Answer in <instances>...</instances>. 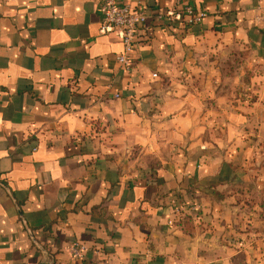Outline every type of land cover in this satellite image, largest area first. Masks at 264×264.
Listing matches in <instances>:
<instances>
[{
	"label": "crops",
	"instance_id": "1",
	"mask_svg": "<svg viewBox=\"0 0 264 264\" xmlns=\"http://www.w3.org/2000/svg\"><path fill=\"white\" fill-rule=\"evenodd\" d=\"M100 1L0 0V264H264V0Z\"/></svg>",
	"mask_w": 264,
	"mask_h": 264
},
{
	"label": "built area",
	"instance_id": "2",
	"mask_svg": "<svg viewBox=\"0 0 264 264\" xmlns=\"http://www.w3.org/2000/svg\"><path fill=\"white\" fill-rule=\"evenodd\" d=\"M256 10L253 22L261 28L264 34V7H258ZM98 13L100 15L99 32L102 34L111 33L120 39L122 53L117 55L116 61L126 73L131 74L136 68L134 54L139 37L146 36L149 31L147 23L151 17L150 14L144 9L133 8L120 0H101L98 5ZM206 18V12L194 9L192 6H186L180 11L171 10L153 16V19L158 23L176 25L183 29L200 26ZM183 210L185 209H177L175 213L179 215ZM190 210H196V207L192 206ZM167 225H173L172 221H169ZM69 250L74 257L79 258L85 247L75 243Z\"/></svg>",
	"mask_w": 264,
	"mask_h": 264
},
{
	"label": "rangeland",
	"instance_id": "3",
	"mask_svg": "<svg viewBox=\"0 0 264 264\" xmlns=\"http://www.w3.org/2000/svg\"><path fill=\"white\" fill-rule=\"evenodd\" d=\"M254 202H256L257 204H263L264 202H263V199H258V198H255L254 199ZM261 206V205H260Z\"/></svg>",
	"mask_w": 264,
	"mask_h": 264
}]
</instances>
